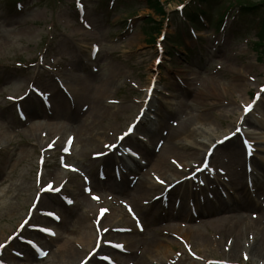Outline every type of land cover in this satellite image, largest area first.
I'll list each match as a JSON object with an SVG mask.
<instances>
[{
  "label": "rangeland",
  "instance_id": "obj_1",
  "mask_svg": "<svg viewBox=\"0 0 264 264\" xmlns=\"http://www.w3.org/2000/svg\"><path fill=\"white\" fill-rule=\"evenodd\" d=\"M159 1L164 4L162 7L169 19L162 24V32L150 37L147 31L154 24L148 17L155 21L162 17L148 8L147 0H0V264H51L27 260L31 256L27 241L47 245L37 234L21 235L23 221L34 211L38 214L41 211L42 219L32 221L31 226L56 232L57 243L63 245L73 239L77 241L71 235L73 230L62 229V224L48 223L43 214L57 215L60 205L71 207L72 204L77 212L88 211L89 201H101L120 215L123 207L134 208L131 204L134 197H139L141 206L134 208L136 214L140 219L142 215L153 222L152 231L139 218L135 220L136 229L130 227L123 238L103 237L101 228L96 227L93 235L98 241L96 245L92 243L83 257L100 241L105 246L120 245L126 255L110 247L108 252L101 250L87 264H106L98 259L105 254L120 264H257L246 259L258 235L243 226L244 232L237 242L240 249L231 255L234 239L226 233L229 230L222 226L208 227L206 223L214 221L209 219L216 215H221V220L226 215L242 217L237 215L241 210L247 212L244 217L249 220L261 217L264 210L263 152H256L258 158L252 160V171L248 173L241 139L236 140L240 145L238 151L232 147L233 141H228L216 148L210 156V167L200 178L169 192L162 186L151 199L143 194L135 195L136 184L148 176L150 170L154 174L152 162L166 146L165 142L160 146L156 139H149L151 151L148 149L150 153L146 156L145 151L138 149L137 133L128 138L125 145L137 151L145 166L121 157L127 165L122 168L125 177L120 180L118 177L108 179V172L101 169L100 160L119 143L140 111L145 110V115L139 131L157 116L160 104L169 97L172 87L178 85L177 79L184 75L196 78L187 94H181L184 99L178 103L170 125L178 124L190 112L205 115L207 121L198 126L210 127L214 134L210 137L219 139L237 129V124L232 125L234 120L260 93L262 96L249 117L251 123L246 127L247 132L253 133L250 138L258 143L256 148L264 147V50H256L260 19L257 14L241 18L237 6L241 2L263 3L264 0H219L204 22L194 28L187 25L182 15L184 11H180L191 0ZM229 1L236 7L229 6ZM258 12L264 13V4L259 6ZM222 18L226 19V24L217 33L215 28L222 23L217 19ZM174 35L184 41V46L170 45L169 40ZM159 57L161 62L157 63ZM152 83L153 90L148 94ZM60 85L68 92L74 86L80 94L65 96ZM35 91L48 99L52 106L50 115H29L26 108L29 103L32 102L36 110L40 104L43 106ZM99 104L107 110L104 118L95 116ZM18 109L28 122L19 118ZM38 117L41 119L32 121ZM94 122L99 131H103L104 147L95 145L82 149L73 132ZM39 123L65 127L68 132L62 135V143L52 137L39 140L28 136V127ZM259 123H263V128L255 125ZM200 131L195 139L200 155L183 162H191L193 169L182 172L173 183L186 181L194 169L200 168L204 154H209L211 147L203 145L205 138ZM68 134H72L73 144L65 141ZM118 173V170L111 171L115 176ZM92 176H100V182L95 184ZM60 181L66 182V187L54 195L55 189L62 185ZM70 182L72 186H79L80 191L85 190L86 196L77 198L68 191ZM50 184H54L52 190L42 193L43 187ZM248 197L253 204L245 202ZM52 201L57 202V206L53 207ZM172 220L200 230L188 232V236L161 233ZM260 239L264 243V234ZM151 241L157 242L155 248L150 246ZM161 242L163 245L158 246Z\"/></svg>",
  "mask_w": 264,
  "mask_h": 264
},
{
  "label": "bare ground",
  "instance_id": "obj_2",
  "mask_svg": "<svg viewBox=\"0 0 264 264\" xmlns=\"http://www.w3.org/2000/svg\"><path fill=\"white\" fill-rule=\"evenodd\" d=\"M195 78H196L195 76L194 77H188V75L184 76V79L188 81V84H189L188 88H190V86L193 83L189 81L191 80L193 81ZM185 83L184 82H182L181 84L178 83V85L176 86V89L174 90V94L171 95V98H169V100L165 101V106L161 105V107H159V111L162 112V115L164 116L166 114L164 117V123L160 126L156 125V127L154 128H148L144 130L145 137H147V135L149 136L151 135L153 139H156L158 141V143L165 142L166 146L162 148L161 152H159V154L155 157V159L152 162L154 164L153 168L155 169L154 174L151 173L153 172V170H150L148 172V176L145 175L143 179L139 183L136 184L137 191L135 192V195L139 193L151 199L154 196L153 194L159 191L162 187L161 185L155 182L156 178L160 179L163 182V184L173 183L174 181L179 179L178 177L181 175L182 172L193 169L194 165L191 162L190 163L189 162L183 163V162L188 161L189 158H196L200 155V153H198L199 151L196 147L197 144L195 142V139L197 138L198 130H201L200 133L204 135L203 137L205 138V140L202 141L203 145L208 146L209 148L213 146L216 140L223 139L225 136L235 133L234 131L235 129H232V131H229L228 133L226 132V134L222 135L221 138L215 140L214 137H210L214 135L212 134L213 131L211 130L210 127L209 129H202L198 126V125H201L204 121H207L206 116L205 115H202V116L194 115L192 112H190L188 115H185L183 120L181 119V121H179L178 124L170 125L172 123V118L174 116L173 113H175V109L178 103L181 102L182 98L184 99V97L180 96V101H176L177 99H179V92L183 90ZM70 90H71L72 96L74 97H77L80 94L79 89L74 86H72ZM33 106L34 105L31 102L26 107L27 111L30 112L29 115L43 116V113H44L43 111L45 108L40 104L38 106L39 109L36 110V108L35 107L33 108ZM106 111L107 110L103 108V106L100 107V104H99L98 109L95 110L96 118H104L106 115ZM152 111L153 110H151V112ZM243 117L244 115L240 114L238 119L236 118L237 120L235 119L232 125L235 126V124H237V127H240V126L242 127L244 125L245 126L248 125V123H251L249 120L250 115H248L245 118ZM39 119H40L39 117L36 119L34 118V120L32 121H35V120L37 121ZM151 122H154V121H151ZM96 125H95V122L91 124H85V125L80 126L79 130L73 132V134H75L77 137V142L81 144L82 149L89 148L92 146L94 147L95 145L97 146V148L104 147V143H101V140H102L101 134L103 131L102 132L99 131V128H97L98 125L97 126ZM255 125H258L259 127L263 125V123H259ZM45 131H48L46 135L44 134ZM67 132L68 130L61 125L60 126H56V125L48 126L47 124L42 125L40 123L32 124L26 130V133L28 136H32L33 138H37L39 140L44 137H52V139H56L57 143H62V139H63L62 135H65ZM246 134L250 138L252 137L253 133L247 132ZM71 136L72 134H68V136L66 137L67 139L65 138L66 139L65 141L67 142V140ZM234 139H232L233 141L232 147L236 151H238L240 150V145H239V142H237L236 140H239V135H236ZM250 139L252 140V138ZM1 144L2 143H0V145ZM256 144L258 143L255 142V145ZM141 150L146 152L145 154L146 156L151 151V150L147 151V149L143 147H141ZM259 151L264 153V147L263 148L261 147ZM118 153L119 152L117 150H114L113 152L109 153L105 158L100 160L101 162L100 164L104 167V170L108 172V174L106 175L108 179L116 178L114 174H111V171L114 173L115 169H119L122 172V167L126 165V162L120 157ZM46 156H50V153L49 154L46 153ZM205 158H206V153L204 154L203 160H205ZM179 165L182 168H180ZM179 170L181 172H179ZM136 172H139V171L137 170ZM122 175L124 176V174L121 173V177H123ZM92 177H94L93 181L95 184H98L100 182V179L98 177L96 176H92ZM197 177H200V175H197ZM174 178H177V179H174ZM186 182H189V181H186ZM60 183L62 185H59L58 189L64 186L63 188L64 190L66 187V184H65L66 182L60 181ZM181 184H185V182ZM53 186L54 184H50L49 185L50 189L48 191H51ZM47 188H48V185H45L42 189V192L47 190ZM67 189L77 198L79 197L84 198L86 196L85 190L83 191L82 189V191H80L79 186H76V187L72 186V182L69 183ZM92 198L96 200L94 197ZM139 202H140L139 197L131 198V204L136 209L141 207L138 205ZM245 202L250 203V204L254 203L250 199V197H248ZM51 203L53 207L57 206V202L52 201ZM219 203H220V207L224 205L222 201ZM235 204L236 203H234L233 205L236 206ZM104 205L105 204H102L101 201L99 203L89 201L88 207L90 208V210L83 211V212H77L76 209L74 208V204H72L71 207L60 205L59 214H57L55 217H49V220L45 219L48 223H53L56 226L62 224V229H65L67 231L73 230L71 235H73L74 238L77 239V241L73 239V241L70 240L66 244L59 245L57 243L59 235L49 234L47 232H45V234L43 232L42 234L40 231L37 232V231L31 230L29 227H27V225L25 226L24 230L21 233L27 234V235L33 234V233L38 234V237L42 241H45L47 243V245L45 246V252H48L49 255L47 254L45 255V258L43 257L44 259L42 260L43 262L51 263V264H73L77 260L78 257H81L78 260V263L77 262L76 263L82 264L83 260L88 257V256L83 257V254L91 247L93 242L97 243L98 241V239L97 241L95 240V237L93 235V232L96 229V227L101 228V232H102L101 235L103 237H112L114 239H117V238H120L123 235V233H128L131 230L130 227L135 228L137 224L135 220L139 218L138 213L134 215V212H132L131 210H128L126 207H123L124 211H122V213L118 215L117 213H115L116 212L115 209H113L112 207L104 206ZM246 213H247L246 211L241 210L239 214L237 215L242 216V217L233 218V217H230V215H226V216H223L224 217L223 220H221L222 217L220 218L221 215H216L215 218L214 216L212 217L214 219H209V220H214V221H211L210 223H206V225L208 227L209 226L210 227H213V226L221 227L222 226V227H225L226 230H229L226 233L229 234L230 237L234 239V243L232 244V251H230L231 255L236 254L238 252V249H240L237 242L244 232L242 227L245 226V229L250 231V233H254L258 235L257 240L254 244V247H251L249 249V252L247 255L249 258L247 260L251 261L252 263L264 264V243L260 239V235L264 234V214H262L261 217L256 220H249L248 218L244 217V215H247ZM141 217L142 218L141 219L139 218V220L141 221L143 220L144 221L143 225L145 224V226L149 230L152 231L151 226L153 222L147 218H144L142 215ZM29 219L30 221L28 222V224H31L32 221L33 222L40 221L42 219L41 211L39 212V214L34 211V213L31 214ZM108 220L110 222L109 224L106 225V222ZM176 221L177 220H172L170 222L172 224L169 223V225H167V230L170 231V233H182L185 236H188V232L195 233L200 230L199 227H194V226L192 227L191 225L189 227L188 224H181V223H177ZM206 221L208 220H203V222H206ZM137 232H140V231L137 230ZM137 232L134 231V233H137ZM150 233L153 235L152 232ZM126 242L128 243V245H130V242L128 240H126ZM159 245L162 246L163 245L162 242L161 244L158 243V246ZM112 246L114 245L109 244L105 246L103 244H100L99 250L108 252L109 248ZM150 246H153V248H155L157 246V242L151 241ZM93 248L95 249V246ZM27 251L28 249L26 250V252ZM34 251L36 252V250L33 249L31 253L33 254ZM111 252H113V250H111ZM119 252H121L123 255H126L123 249ZM38 254L39 256H41L40 253ZM167 256L165 255V258H167ZM32 257L34 256L32 255ZM28 260L30 261L32 260V258L29 257ZM113 261L116 264H120L117 260H113ZM138 264H145V263H138Z\"/></svg>",
  "mask_w": 264,
  "mask_h": 264
},
{
  "label": "trees",
  "instance_id": "obj_3",
  "mask_svg": "<svg viewBox=\"0 0 264 264\" xmlns=\"http://www.w3.org/2000/svg\"><path fill=\"white\" fill-rule=\"evenodd\" d=\"M211 0H194L189 5L186 11L188 12V17L196 16V12L203 9V6L209 3ZM152 8L155 9V11L159 15H165L164 9L160 2L157 0H152L151 4ZM260 31H261V38L262 42L264 43V17L262 20H260Z\"/></svg>",
  "mask_w": 264,
  "mask_h": 264
}]
</instances>
